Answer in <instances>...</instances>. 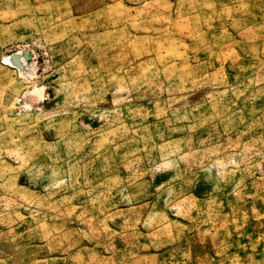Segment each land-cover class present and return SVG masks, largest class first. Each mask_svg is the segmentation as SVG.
<instances>
[{"label": "rangeland", "instance_id": "rangeland-1", "mask_svg": "<svg viewBox=\"0 0 264 264\" xmlns=\"http://www.w3.org/2000/svg\"><path fill=\"white\" fill-rule=\"evenodd\" d=\"M0 264H264V0H0Z\"/></svg>", "mask_w": 264, "mask_h": 264}, {"label": "water", "instance_id": "water-1", "mask_svg": "<svg viewBox=\"0 0 264 264\" xmlns=\"http://www.w3.org/2000/svg\"><path fill=\"white\" fill-rule=\"evenodd\" d=\"M23 57H24L25 60H28L30 58L29 53H27V52L24 53Z\"/></svg>", "mask_w": 264, "mask_h": 264}]
</instances>
